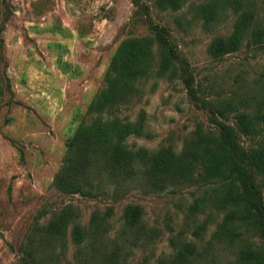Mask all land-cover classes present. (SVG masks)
I'll return each instance as SVG.
<instances>
[{
	"label": "rangeland",
	"instance_id": "374dc122",
	"mask_svg": "<svg viewBox=\"0 0 264 264\" xmlns=\"http://www.w3.org/2000/svg\"><path fill=\"white\" fill-rule=\"evenodd\" d=\"M200 2L188 0L173 12L158 9L155 0H140L151 22L170 31L198 96L212 103L235 100L239 108L240 103H249L253 108L264 100V48L242 46L221 59L211 58L210 41L231 33L234 16L227 12L205 31L193 9ZM256 3L264 5L263 0ZM259 15L264 19V9ZM1 23L0 264H20L18 247L31 228L46 223L51 212L66 204L80 210L83 224L95 208L113 206L112 231L126 204L140 205L145 227L158 233L152 244L133 246L126 264H154L157 258L168 257L170 239L176 235L196 242L192 232L205 214L193 224L185 216L202 193L197 187L151 193L135 184L117 201L65 196L52 187L68 141L83 121H89L88 105L105 87V73L117 47L127 38L149 34L145 11L132 0H0ZM138 89L119 112L120 118L141 122L144 128L141 136L127 139L130 148L163 146L179 152L198 123L210 127L209 113L192 102L181 81L153 75L140 81ZM242 142L247 147L248 141ZM214 229L215 224L207 225L197 244L205 245ZM74 253L69 243L65 261L71 262ZM208 256L222 263L231 254L214 246Z\"/></svg>",
	"mask_w": 264,
	"mask_h": 264
},
{
	"label": "trees",
	"instance_id": "16d2710c",
	"mask_svg": "<svg viewBox=\"0 0 264 264\" xmlns=\"http://www.w3.org/2000/svg\"><path fill=\"white\" fill-rule=\"evenodd\" d=\"M187 1L155 0V6L175 12ZM201 1L193 9L205 31L227 12L234 16L231 33L210 41L211 58L221 59L242 46L264 48V19L259 15L264 5L259 7L256 0ZM132 3L145 11L149 34L127 38L117 47L105 73V87L88 105L89 121H83L68 141L52 187L65 196L112 201L123 198L135 184L151 193L197 187L202 193L185 216L193 224L199 214H205L192 232L196 242L184 240L181 234L174 236L172 254L157 258L154 264H264V100L253 108L242 102L239 108L235 100L212 103L198 96L188 63L170 31L151 22L140 0ZM153 75L181 81L192 102L209 113L210 127L198 123L179 152L163 146L132 149L127 144L130 136H141L144 128L141 122L120 118L119 112L138 94V83ZM242 140L248 141L247 147ZM113 215V206L95 208L83 224L74 204L56 209L46 223H36L18 247L20 264H126L132 247L152 244L158 232L145 227L138 204L123 207L114 231ZM212 223L215 229L207 243L197 244ZM69 243L75 253L66 262ZM214 246L228 250L231 257L221 263L208 256Z\"/></svg>",
	"mask_w": 264,
	"mask_h": 264
}]
</instances>
